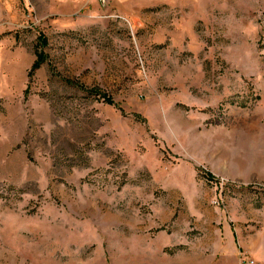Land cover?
Returning a JSON list of instances; mask_svg holds the SVG:
<instances>
[{
    "label": "rangeland",
    "instance_id": "rangeland-1",
    "mask_svg": "<svg viewBox=\"0 0 264 264\" xmlns=\"http://www.w3.org/2000/svg\"><path fill=\"white\" fill-rule=\"evenodd\" d=\"M8 2L0 264H264V0L75 32Z\"/></svg>",
    "mask_w": 264,
    "mask_h": 264
},
{
    "label": "crops",
    "instance_id": "crops-1",
    "mask_svg": "<svg viewBox=\"0 0 264 264\" xmlns=\"http://www.w3.org/2000/svg\"><path fill=\"white\" fill-rule=\"evenodd\" d=\"M214 0H29L37 22H48L56 29L78 31L95 26L99 20L116 17L128 23L138 22L149 12H207ZM8 0H0V29L11 26ZM43 6H47L43 10ZM105 18V19H104Z\"/></svg>",
    "mask_w": 264,
    "mask_h": 264
},
{
    "label": "trees",
    "instance_id": "trees-1",
    "mask_svg": "<svg viewBox=\"0 0 264 264\" xmlns=\"http://www.w3.org/2000/svg\"><path fill=\"white\" fill-rule=\"evenodd\" d=\"M38 42H39V48L37 49V52H36V61L34 62L33 67L29 73V76H28L29 79H31L33 75L35 74V72L39 70L41 66L47 62V57L44 52V49L48 45L47 39L45 36L40 35L38 37ZM105 102L113 105V102L110 99H105Z\"/></svg>",
    "mask_w": 264,
    "mask_h": 264
},
{
    "label": "built area",
    "instance_id": "built-area-1",
    "mask_svg": "<svg viewBox=\"0 0 264 264\" xmlns=\"http://www.w3.org/2000/svg\"><path fill=\"white\" fill-rule=\"evenodd\" d=\"M29 16V15H28ZM30 17V16H29ZM245 264H255L253 261H247Z\"/></svg>",
    "mask_w": 264,
    "mask_h": 264
}]
</instances>
